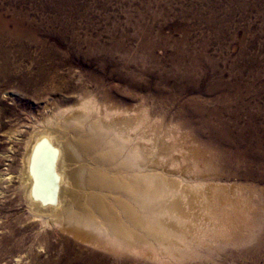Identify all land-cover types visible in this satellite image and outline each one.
<instances>
[{
    "label": "rangeland",
    "instance_id": "obj_1",
    "mask_svg": "<svg viewBox=\"0 0 264 264\" xmlns=\"http://www.w3.org/2000/svg\"><path fill=\"white\" fill-rule=\"evenodd\" d=\"M52 1L0 0V11L17 8L46 20L55 16ZM69 1L71 8L59 16L68 19L72 10L69 26L73 34L66 36L71 46L59 42L51 59L41 58L39 47L31 45L22 53L13 46L10 70L15 77L9 82L0 80V172L10 178L4 191L6 205L11 202L9 209L0 204V216L2 212L9 215L12 239L17 238L20 220L28 225L20 249L22 258L13 249V241L0 239V264H30L36 261L37 251L42 261L52 258L45 248L56 240L54 230L46 228L34 237L37 220L21 198L22 179L17 173L36 124L60 108L76 110L79 102L88 98L97 101L100 111L109 106L121 109L118 113L126 110L136 120L146 119L139 130L159 140V153L154 155L158 171L167 169L165 173L179 180L189 196L195 194L192 212L204 226L198 230L192 223L188 226L194 234L202 233L196 250L200 254L187 259L169 256L164 264H264V154L258 159L236 156L237 148L215 126L216 119L205 114L219 109L222 121L233 122L231 115L236 111L241 125L252 124L264 148V0ZM44 37L53 41L46 34ZM39 67L43 69L42 81L28 82L38 75ZM194 98L203 103L198 117L193 114L198 107L189 105ZM242 101L245 107L239 110ZM163 146L170 147L169 151ZM65 150L70 153L67 146ZM255 160L263 166L245 177ZM206 195L212 198L208 204H216L215 217L205 212L208 204L202 197ZM62 247L60 244V256ZM54 256L58 258V254Z\"/></svg>",
    "mask_w": 264,
    "mask_h": 264
},
{
    "label": "bare ground",
    "instance_id": "obj_2",
    "mask_svg": "<svg viewBox=\"0 0 264 264\" xmlns=\"http://www.w3.org/2000/svg\"><path fill=\"white\" fill-rule=\"evenodd\" d=\"M53 2L56 8L55 16L46 20H38L17 8L7 12L0 11V80L9 82L15 77L10 70L11 47L15 46L18 51L24 53L33 45L42 50L41 58L51 59V53L57 51L59 42L67 44L66 36L73 34L69 26L72 10L68 19L59 15L71 8L72 1ZM45 34L53 38L51 43L44 37ZM67 45L71 46L70 43ZM35 61L39 62L40 59L37 57ZM37 72L38 75L28 79V82H38L43 78L42 67H39ZM79 103L81 104L76 110L60 108L36 124L31 139L27 141L24 161L21 159L23 165L17 174L22 181L20 186L17 185V189L19 186L21 198L25 201L29 214L37 220L38 230L34 237H38L46 228H52L56 239L53 242L49 241L45 248L48 256L52 258L42 261L40 251L35 249L37 252L34 255L37 259L30 264H145L147 261L164 264L169 256L182 259L193 257L194 254L199 256L200 253L196 250L201 246L202 233L200 236L194 234L188 226V223H192L198 226L197 230L204 226L199 225L202 219L192 212L195 194L189 196V192L181 187L179 180L177 182L165 173L167 169L163 172L158 171L154 155L159 153L156 152L160 146L159 140H155L152 134L149 136L150 134L139 130L146 119L136 120L137 118L131 117L126 110L125 112L123 110L124 113H118L121 109L107 107V102L106 105L103 104L106 106H103L104 110L100 111L102 107L100 108L93 98ZM194 104L198 108L193 114L201 116L198 110L203 109L202 101L195 98L189 101V105ZM244 107L242 101L239 110ZM222 112L216 109L205 114L216 119L215 126L223 130L222 133L237 148L236 156L244 155L247 159L262 157L263 141L253 133L252 124L241 125L236 111L230 114L231 118H234L233 122L222 121ZM205 123L211 124L206 120ZM65 146L69 148L70 153L66 152ZM169 149L170 147H164V151L168 152ZM163 153L162 151L161 154ZM262 166L259 160L251 161L244 176H252L251 172H257ZM7 181L9 182L10 178H6V173L0 172V204L2 203L3 209L11 204L10 202L6 205L8 195L4 191V184ZM197 181L195 179V182ZM202 198H200L202 202L207 204L212 200L208 195ZM211 203L207 206L203 203L206 206L205 212L215 217L216 204L213 206ZM6 213L2 212L0 216L2 220L0 239L10 244L13 241V249H16L17 256L22 258L23 252L20 249L24 247V235L28 225L23 224L24 220L18 218L20 220L16 229L18 235L16 239H12V226ZM217 226L218 224L212 228L214 233ZM59 230L62 234H59ZM60 244L63 245L61 256ZM37 247L40 249L42 246ZM101 249L112 253H103ZM57 254L58 258L54 256Z\"/></svg>",
    "mask_w": 264,
    "mask_h": 264
}]
</instances>
